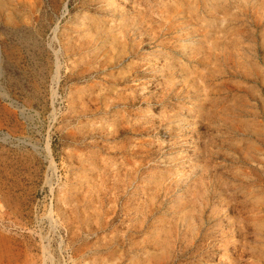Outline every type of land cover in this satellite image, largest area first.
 Instances as JSON below:
<instances>
[{
  "label": "rangeland",
  "instance_id": "obj_1",
  "mask_svg": "<svg viewBox=\"0 0 264 264\" xmlns=\"http://www.w3.org/2000/svg\"><path fill=\"white\" fill-rule=\"evenodd\" d=\"M0 264H264V0H0Z\"/></svg>",
  "mask_w": 264,
  "mask_h": 264
}]
</instances>
